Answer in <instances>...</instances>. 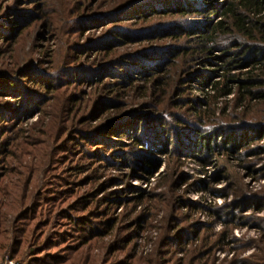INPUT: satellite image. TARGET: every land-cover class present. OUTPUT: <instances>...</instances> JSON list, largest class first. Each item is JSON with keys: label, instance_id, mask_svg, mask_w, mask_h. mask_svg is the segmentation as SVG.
<instances>
[{"label": "trees", "instance_id": "16d2710c", "mask_svg": "<svg viewBox=\"0 0 264 264\" xmlns=\"http://www.w3.org/2000/svg\"><path fill=\"white\" fill-rule=\"evenodd\" d=\"M85 1L0 0V45H9L13 51L19 47L14 55L0 61L4 68L0 70V196L6 197L0 201V253L7 251L17 264L136 261V227H149L154 199L160 196L139 190L128 200L105 192L103 185L93 189L108 168L127 166L134 173L150 174L159 162L154 153L167 152L169 178L178 172L179 156L194 151L207 162L215 150L236 153L248 141L264 135V0H112L113 6L100 4L91 15L93 11L85 12ZM99 10L103 12L96 13ZM206 15L210 16L203 18ZM215 15L220 20L213 23ZM188 16L199 20H186ZM162 17L164 21L170 19L165 21L169 23L165 27L160 26L162 22L155 25L154 19ZM39 25H44L43 33L35 31ZM104 25L102 37L84 36L87 30ZM47 35L56 43L53 50L44 49L39 60L31 56L36 48L24 52L25 41L39 45ZM164 40H170V44H156ZM225 41L229 47L221 49V79L211 84L205 100L187 97L192 83L198 82L201 91L208 87L209 73L197 71L195 65L205 62V57ZM140 44L145 46L129 53L118 51ZM242 68H246L242 79L231 74ZM233 91L237 93L233 111H228V104L217 108L218 100ZM111 93L116 101L122 99L117 106L112 105L114 109L108 97L95 98V94ZM49 102L55 105L43 114L46 121L41 118L28 133L24 128L15 130L25 118L42 113ZM95 102L99 105L92 109ZM217 109L231 117H237L235 112L240 110L239 125L220 122L215 116ZM181 110L189 111L197 121L183 117ZM96 111L99 118L117 113L110 120L84 128ZM58 135L65 153L60 155L78 153L75 163L51 160V142ZM15 137L17 140L10 142ZM67 137L70 141L63 143ZM22 147L40 149L36 159L38 156L45 162L39 165L33 160H14ZM106 151L115 158L108 157ZM33 169L40 171L42 185H37L38 180L35 183ZM59 173L70 176L56 178ZM2 178L9 182L19 179L17 186L15 183L10 188L11 193L1 185ZM164 182L172 197L168 199L167 231L162 232L165 239L159 240L156 252L160 257H153L154 264H165L162 258L175 264L194 263L195 257L174 259V253L186 246V233L177 230L178 225L189 222L186 216L171 215L172 208L177 213V204L187 203L176 197L174 181ZM32 185L33 193L29 192ZM65 189L66 196L61 193ZM58 197H66L67 202L50 210ZM253 200L235 201L236 209ZM141 204H145L146 212L133 216L135 207ZM118 206L125 207V213L115 215ZM4 207L6 213H13L10 221L1 211ZM205 241L193 251H198L199 259L205 251L213 255L215 242ZM95 248L103 252L99 259L92 254ZM261 253L239 264H264V251Z\"/></svg>", "mask_w": 264, "mask_h": 264}, {"label": "rangeland", "instance_id": "374dc122", "mask_svg": "<svg viewBox=\"0 0 264 264\" xmlns=\"http://www.w3.org/2000/svg\"><path fill=\"white\" fill-rule=\"evenodd\" d=\"M227 1L228 0H218V2L221 3H226ZM111 2L112 0H88V2L85 1V12L93 10L95 11L96 9H98V5L100 4H106L108 5L107 8H109L114 5ZM94 11L93 13L91 12L90 15L94 14ZM99 12H103V10L96 11V13ZM207 16L208 15L204 16L203 18H206ZM219 17L220 16L218 15L213 16V23L220 20ZM163 19H165V17L155 18L154 22H157L155 25H160L159 22H162V25L160 26L165 27L169 23L165 21H169L170 19H166L165 21ZM189 19L191 18L188 16L186 20ZM191 20L197 21L199 19L193 17V19ZM177 22L181 23V21ZM125 25H129V23L126 22ZM186 25L189 26L191 24L186 23ZM105 28L106 25L95 28L93 27L92 29L87 30L84 36H88L89 38L102 37L103 35H105ZM43 29L44 25H39L35 28V31L39 30V32L43 33ZM160 43L168 45L170 44V40H164L156 43L162 47ZM36 44L37 42H33L32 40H27L23 44L24 52L26 53H29L31 49L36 48L34 54L31 55L33 59L35 58L34 60H39L41 58L40 54L44 49L53 50L56 47V43H54L52 38L48 37V35L44 36V40L41 41L39 45ZM145 44H140L139 46L128 45L126 49H120L118 51H120L121 53H129L133 50H136V48L145 46ZM147 45L155 44L149 43ZM227 45L228 43H226V41L221 42L219 45L221 46L220 49H214L213 54H210V56L207 55L205 57L207 58L205 62H200L195 65V69H197V71H207L209 73L208 75H210V81L206 85L208 87H204L203 91H201V86L197 85L199 84L198 82L195 84L192 83L191 87H189L191 89L187 91V97L197 99L202 98V100H205V94L211 93V84L221 79L220 76L223 71L221 67L224 63L223 60H220V56L222 55L221 49L229 47V45ZM17 48L19 49V47L17 46L16 50L13 51L12 48L9 47V45H0V61L5 59L7 55H14L15 52L18 51ZM56 49L54 51H56ZM20 59L21 57L19 58V60ZM35 63L37 62L35 61ZM45 66L46 63L45 65H43V67ZM3 69L4 68L0 66V70ZM245 70L246 68L234 69L231 71V74L237 76L239 79H242L244 77L243 73ZM234 86L235 84L232 86V89H234ZM89 90L90 89H85L84 91L88 92ZM99 95L96 96L95 94V98L106 96L110 99L112 103L110 105L111 109H114L112 105L117 106V103L122 102V99L116 101L115 95L112 93L109 96L100 95L99 97ZM236 97L237 93L233 91L227 97L219 99L217 108H219L220 105L226 106L228 104V111H233L231 106L235 103ZM3 98L6 101L13 100L12 98L8 97ZM52 100L54 103L56 102V100H54L53 98ZM96 102H98V100ZM96 102L93 105L92 109H94L95 106L99 105V103ZM54 103L49 102L48 104H46L43 107L44 109L42 113L36 112L32 116L25 118L22 123L18 125H16V123L15 130L24 128L28 133L30 129L33 128L32 125L43 118V114H45L47 111H50L51 107H54ZM144 110L145 107H142V111ZM237 111L238 112H235L238 113L237 117H231L230 115H222V113L217 109V111L215 112V116L218 117L220 122H229L232 123L231 126H235L236 124L239 125V121L240 119H242V115H239L240 110ZM114 113L117 112L113 111L99 118V113L98 111H96L93 115L94 117L89 119L84 128H87L88 126L98 125L99 123L108 119L110 120L111 117H114ZM181 113H184L183 117L189 118L190 120L192 119L193 122L197 121L196 117H194V115H191L189 111L181 110ZM95 118L99 119L89 123ZM46 119L47 118H45L44 121H46ZM259 120L261 119L258 118L257 121ZM58 124L59 122L57 120L55 122V129L52 131V136L54 135V133L56 134V128L58 127ZM79 126L80 125L77 122V127ZM71 135L73 134L71 133ZM59 137L60 135L57 136V139L51 142V147L54 149L51 160L53 161V159H62L61 162L68 161L69 163H75V160H78V157H76L78 153H75L73 156L60 155L65 153H62L63 151H61V148L64 147H62L63 145H60L58 143L60 142ZM16 140L17 138L15 137L14 139H10V142H15ZM67 141H70L69 137L64 139L63 143ZM244 146L245 148H238L236 150V153H229V151L220 152L218 150H215L209 157V160L207 162L201 161L198 154L194 155V151L191 155L179 156L178 172L176 174H173V176H169V178L167 177L169 170V155L167 154V152L154 153L153 157L159 160V162L157 166L152 169L153 171L150 174H145L141 171L134 173L127 166L111 167L106 170L104 176L99 179V184L95 185L93 189L98 185H103L102 190H104L105 192L115 194L117 193L116 195L125 196V198H127L128 200L132 199L139 190L145 192L152 191L156 194H159L160 196V198L155 197L154 199V202L156 204L154 205V208L152 210L153 215L151 217L149 227L147 226L145 229L136 227L138 229L136 230L135 238L133 241V254L136 256V261H130L129 264H154L155 260L153 259V257H160L156 252V248H158L159 246V240L165 239V237L162 235V232L164 233L165 231H167V220L170 213L169 210L171 204L169 202L168 208V199L170 200V198L172 197L171 194H169V192L167 191V186L164 185V180H166V183L167 181H174L176 188V197L179 198V201L183 200L185 203H187L186 205H184L183 202L178 203L177 207L179 208L176 207L177 213H175V211L173 210L175 209V207L172 208L171 215L179 214V216H186L189 222L188 224L184 223L178 225L177 230L184 229L183 231L186 233V236L183 237L184 239L182 238L186 246L183 248H179L177 252L174 253L175 261L179 258L195 257L196 259L194 263L192 262L191 264H239V261L242 262L248 260L256 253L258 255L262 254L261 251H264V201H262L264 200V135L260 139L259 136H256L253 141H248V143ZM68 149L71 151L70 148ZM38 150L40 149L31 147L19 148L14 160H33L39 165H42L45 162V159L38 160V156L36 159ZM105 154H107L108 157H112L114 155L113 153H109V151H106ZM114 158L115 157L113 156V159ZM32 174L33 176H35V183L36 180H38L37 185H42L43 178L40 174V171L33 169ZM1 176H4V174H1ZM59 176L68 177L70 175L59 173L58 177L56 178H59ZM11 177L14 178V175ZM108 178H110L109 181H106ZM18 181L19 179L10 180L9 182L8 178H2L1 185L7 186L8 192L11 193L10 188L15 183V186H17ZM43 186H45V184H43ZM32 187L33 185L29 188V192L31 191V193H33ZM57 187L63 188L64 186L58 185ZM104 191H102V193ZM64 192L66 196L67 189L63 190L61 193ZM31 193L29 194L28 200L30 199ZM4 197V195L3 197L0 196V201H3ZM249 198H253L255 201H251L250 205L248 204L245 207L236 209L237 206L235 205V201H241L242 199ZM259 198L261 201L259 200ZM10 199L13 200V198ZM11 200L9 202H11ZM64 200H66L65 202H67L66 197H64V199L62 200H60L59 197L54 199L52 201L50 210H55L58 204L60 202H64ZM58 208H60V206ZM5 210V207L1 209L3 214ZM125 211V207L118 206L115 209V215L125 213ZM131 211H133V206L131 207ZM145 212V204L137 205L133 212V216L136 213H138L136 214L137 216L140 213H142L141 215H144L143 213ZM5 217L10 221L11 219H13V213L5 212ZM167 235L170 237L173 236V233H168ZM109 240L110 239H106L105 241ZM205 240L215 242L213 243V255H209L207 251H205L204 253L202 252V254H205V256L201 257L202 259H199L201 255L197 257L198 251H193L197 250L201 244L204 245L206 243ZM210 248H212V245H210ZM102 253L103 252H101L98 248H95L92 251V254L94 256H97L98 259L102 256ZM6 260L10 262L12 261L14 264H17V262L10 259L7 251H1L0 264H8L6 263ZM162 261L165 264L170 261H172V264H175L174 260L169 261L166 258H162ZM155 264H157V262Z\"/></svg>", "mask_w": 264, "mask_h": 264}, {"label": "built area", "instance_id": "2783aa9c", "mask_svg": "<svg viewBox=\"0 0 264 264\" xmlns=\"http://www.w3.org/2000/svg\"><path fill=\"white\" fill-rule=\"evenodd\" d=\"M7 261V260H6ZM6 263H8V264H14L12 261L10 262V261H7Z\"/></svg>", "mask_w": 264, "mask_h": 264}]
</instances>
